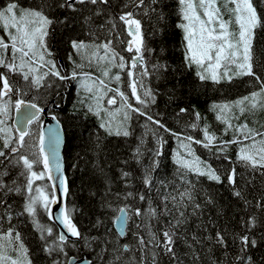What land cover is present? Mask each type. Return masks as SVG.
Segmentation results:
<instances>
[{"label":"trees","instance_id":"obj_1","mask_svg":"<svg viewBox=\"0 0 264 264\" xmlns=\"http://www.w3.org/2000/svg\"><path fill=\"white\" fill-rule=\"evenodd\" d=\"M7 2L8 0H0V6L6 5ZM42 2L43 0H19L25 7H34ZM53 2L54 0H47L48 4ZM252 2L257 15L264 21V0ZM217 3L223 9L225 0H217ZM126 4L129 7L125 8ZM152 8H155V12L151 11ZM97 10H100L99 15H95ZM133 10L136 12V18L141 20L145 44L151 49L144 52V63L133 69L141 76L139 95L147 100L149 98L144 97L143 93L150 90L155 98L154 102L149 101L146 108L136 104L127 91L131 81L128 71L131 70L133 53L124 50L126 44L114 42L116 50L125 57V70L111 67L110 76L107 78L102 75L103 69L108 67L106 61L98 64L93 59L92 63H89L91 48L81 54L70 46L71 40L83 41L87 45L99 44L112 39L117 33L121 39H130L118 17L123 11ZM46 11L53 20L69 17L72 21L57 22L52 29L54 38L49 41L52 53L50 58L57 62L62 74L71 76L75 70L81 75L76 79L64 81L55 77L46 78L42 87H25L26 95L23 99L34 101L40 106L52 104L51 101L54 100V105L59 106L54 113L64 131L62 152L69 188L66 207L82 233V238L78 241H66L63 253H53L50 256L44 251V247L58 236L56 227L48 220L44 210L38 208L36 219L53 229L51 237H47L45 232L43 235L47 239H41L42 233L33 224L32 218L23 211L25 193L7 192L3 189H0V199H3L5 204L0 205V232L14 226L21 234L32 264H53V259L67 264L70 256H84L90 260V264H141L140 258L144 256V264H152L153 254L156 255L157 264H239L236 260L238 255L251 258L246 264H264V208L257 206L258 203H264V171L253 170L237 160L240 147L249 141L243 140V134L236 132V128L244 124L250 129L264 132V108L251 109L246 103L241 105L246 108V111L241 113V106L235 104L251 92L259 91V83L248 76H237L231 81L223 79L219 83L211 79L199 80L195 75V67H187L184 61V33L177 27L183 22L179 0H157L155 4H152L151 0H145V6L141 9H134L131 0H110L108 6H77L75 13L58 7L48 8ZM86 17L91 19L86 21ZM110 20L117 25L111 34V24L108 23ZM0 34L7 39L2 29ZM252 51L254 70L258 76L264 78V27L255 30ZM100 55H103V50H100ZM59 61L63 67H60ZM75 64H81L83 67L75 68ZM155 64L166 65V69L156 71L153 69ZM145 71L148 72L146 76L143 75ZM83 73L104 79L112 88L118 87L134 106L147 111L171 132H165L144 117L132 114V119L127 122L131 133L128 137L109 135L99 126L102 118L107 120L104 109H110L105 107L106 96L101 100L100 116L88 112L87 107L93 104L94 99L93 93H86L80 86ZM116 74L121 77L119 82L113 79ZM90 77L98 83L94 76ZM17 80L18 77L14 78L13 82ZM19 83L24 85L22 80H19ZM109 93L115 96L114 92ZM117 102V108H120L119 97ZM223 105H228L223 113L220 107L214 108ZM181 108L186 111L181 112ZM197 112L200 114L199 120L195 116ZM119 113L123 116V110ZM217 115H222L232 127L225 131L227 125L218 120ZM193 124L196 125L195 128L192 127ZM205 128L209 133L215 134L216 141L209 148L191 143L194 155L189 156L180 147V141L190 143L185 139L188 136L203 141ZM172 133H177L179 138ZM158 137L163 140L162 146L157 143ZM259 139L260 137H257V140ZM231 140H240L243 144L231 143L227 145L225 152L217 151L221 141ZM137 147L142 153L140 163H137L134 157ZM157 147L162 155L157 158L159 167L153 173L155 184L148 190L142 183V175L144 166L151 163L153 151ZM177 154L190 161L199 157L202 166L210 165L220 175L221 181L217 183L209 180L207 176H198L195 172L180 168L174 161ZM42 169L41 164L34 166L36 171ZM232 169L236 170L235 186L230 185L227 180V175ZM5 170L8 175L2 179L9 187L13 186V180L17 184L24 182L23 177L19 175L20 168L10 166L5 169L0 165V172ZM124 171L131 173L127 180L122 178ZM35 186H48L50 190L46 177L44 180L35 181ZM186 188L193 192L195 202L199 203L201 208L196 214H193L191 206L182 208L186 212V223L176 229L177 235L173 245L178 257L176 261L166 255L162 248L153 247L149 241L153 233L157 239H161L162 231L166 230L169 221L177 215L171 199L167 206L172 210V215L165 213L163 196H176L179 200L178 193ZM234 191H240L242 198H237L233 194ZM128 192L133 195L127 196ZM141 194L145 196L144 201L139 199ZM245 201L250 203L246 204ZM125 206L128 218L125 235L121 237L114 228V220L119 209ZM150 208L156 210V216L148 215ZM136 209H140L144 214L136 216ZM251 219L255 221L254 226L246 228V223ZM218 231L226 236V249L214 242ZM242 232H249L257 240V247L248 249L246 254L240 252L238 241L233 242ZM141 238L147 243L143 250L139 243ZM125 245L127 251L124 250ZM10 254L15 255L12 251Z\"/></svg>","mask_w":264,"mask_h":264},{"label":"snow or ice","instance_id":"obj_2","mask_svg":"<svg viewBox=\"0 0 264 264\" xmlns=\"http://www.w3.org/2000/svg\"><path fill=\"white\" fill-rule=\"evenodd\" d=\"M155 4L157 0H151ZM91 4L93 6L100 4L108 6L110 0H54L52 4H48L47 0L34 7H25L19 3V0H8L6 5L0 6V29L3 30L7 39L0 36V165L5 169L11 167H18L21 169L19 175L23 177L24 182L17 184L15 180L12 181L13 186L9 187L2 177L7 176L8 172L5 170L0 172V189L7 192L25 193V202L23 211L32 218L33 224L42 233L41 239H47L53 234L52 227L45 226L36 219L38 208H42L48 215L50 220L59 219L63 229L66 230L67 235L62 232L50 244L46 243L44 251L50 256L53 253H63L64 245L70 237L77 239L82 238V233L77 225L73 223L69 210L66 207L60 208L59 217L56 216L52 209V205L60 203V197H67L69 195V188L67 181L63 174L53 177L52 164L55 162V170L61 171L59 163V147L61 143L60 128L58 118L53 115L52 119L57 121L55 128L49 127L47 133L41 130L40 117L45 111L44 108L39 107L36 103H25L23 97L26 95L25 87L39 88L44 86L46 78L55 77L58 80L64 81L69 79H76L81 73L73 70L71 76L62 74L58 65L54 60L50 59L52 53L49 49V41L53 37L52 29L57 22L71 23L69 17L63 19L57 18L53 20L50 18L46 9L58 7L65 11L75 13L77 6ZM131 5L134 9H141L145 6V0H131ZM180 14L182 23L177 27L183 30L185 41L184 61L187 67H195V75L201 81L211 79L213 82L219 83L223 79L231 81L237 76H248L254 78L259 83V91H253L249 96L237 100V106L247 105L251 109L264 108V78L258 76L254 70L253 58V40L255 38V30L264 27V21L257 15V10L253 5L252 0H225L224 8L230 13L231 19H224L222 9L218 5L217 0H179ZM129 7L128 4L124 5ZM147 9L145 14H147ZM151 11L155 12V8ZM100 10L95 12L99 15ZM162 19V17H160ZM91 17H86L85 20H90ZM119 21L125 26L128 40L121 39L119 34L113 36L112 39H107L99 44L87 45L83 41L71 40L70 46L77 53H83L88 49H92L89 63L92 60L99 64L100 62H107L108 67L103 69L102 75L104 77L110 76V68L118 67L121 71L125 70V57L114 47V42L118 41L120 44H126L125 51L133 53L131 56V68L137 67V62L141 65L144 63V52L151 51L148 49L142 32L141 20L136 18V12L123 11L119 17ZM111 24L110 34L116 29L117 25L113 21ZM235 25V28L231 25ZM100 50H103V55H100ZM72 60V57L69 56ZM75 63V62H73ZM83 65L75 64V68H82ZM153 69L159 71L166 69V65L155 64ZM84 80L81 86L89 93L95 94L93 99L94 104H89L88 112H92L100 116L102 111L100 101L104 98L107 92H114L115 96L107 99L108 105L117 104L116 97L120 98V108L116 112H109L108 115L112 119L103 120L100 123V128L104 129L109 135L128 137L131 133L128 127V121L132 119V114H138L144 117L152 124L158 125L159 128L165 132H171L164 124L155 119L147 111L142 110L141 107L134 106L129 97L120 89L109 88L104 79L97 82L93 81L89 85L86 81L91 79L90 74L83 73ZM143 75H148L145 71ZM128 76L131 79L129 87L131 88V95L135 99L136 104L147 107L149 101L154 102L155 98L150 90H145L143 99L138 94L137 82L134 78L133 71H128ZM18 77L24 82L20 85L19 80L15 83L13 79ZM113 79L117 82L121 77L116 74ZM107 91H104V90ZM220 107L221 113L228 107V105L214 106ZM15 109L22 113L20 118L15 121V128L9 125L8 117L10 112ZM123 110L122 120L113 127V120L116 113ZM181 112L186 109L181 108ZM246 111L245 107H240V112ZM196 119H200V114H195ZM218 120H222L228 128L232 125L228 120L224 119L222 115H217ZM35 126V127H32ZM196 127L195 124L192 125ZM236 132L243 134V140L249 141L248 144H243L240 140L221 141L217 148L218 152H225L227 145L231 143H241L237 154V160L242 162L246 167L253 170L264 171V132L255 131L248 128V125H240L236 128ZM177 136V133H172ZM257 137H260L257 140ZM190 143L180 141V147L183 148L189 156H193L191 143L202 144L203 147L209 148L216 141L214 133H209L207 128L204 129V140H196L191 136L185 138ZM143 143V141H141ZM158 145L162 146L163 140L157 138ZM142 155L139 147L134 152L136 162L140 163V156ZM162 155L160 148L157 147L153 151L151 163L144 166L142 175V183L146 189L151 190L155 184L153 173L159 167V160ZM225 159L227 157L225 156ZM175 163L189 172H195L198 176H207L211 181L219 183L221 181L220 175L210 166L203 165L199 157L193 160H188L177 154L174 157ZM42 164L41 171L34 170V166ZM47 175L48 180H52L50 190L48 186H35V181L44 180ZM122 178L126 179L131 176L128 171L122 172ZM183 179V177H182ZM228 183L235 186L236 170L232 169L227 175ZM187 183V181H185ZM162 183V182H161ZM237 198H242L240 191L233 193ZM132 192H128L127 196H132ZM179 200L176 196H163L164 211L168 215H172V210L168 208L169 199L173 202L177 215L169 221L166 230L161 233L162 238L157 239L155 233L152 234L149 243L153 247H160L164 253L170 256L173 260L178 261L175 249L173 247L176 238V229L186 223V212L182 210L185 206H191L193 214L201 208L199 203L195 202L193 192L186 188L184 191L178 193ZM141 201L145 200V196H139ZM245 203H250L245 201ZM5 201L0 199V205H4ZM258 207L264 208V203H258ZM121 215L117 217L116 222L122 226L127 221V206L119 209ZM144 213L140 209L135 210L136 216H141ZM148 215L156 216L155 209H149ZM10 219V217H9ZM254 219L246 223V228L254 226ZM47 233V237L43 233ZM195 239V237H193ZM238 241L240 245V252L247 253L248 249L257 247V240L251 236L249 232H242L238 234L234 243ZM217 245L227 248L228 241L222 232H217L215 241ZM141 249L147 247V243L143 238L139 241ZM11 249L15 255H9L8 250ZM127 251V245L124 246ZM119 259V257H117ZM251 259L246 255H238L236 260L239 264H246V261ZM141 264H144L145 257L140 258ZM0 264H32L28 257V249L22 241L20 232L15 230L14 226H10L6 231L0 232ZM53 264H61L60 261L53 259ZM152 264H157L156 255L152 256Z\"/></svg>","mask_w":264,"mask_h":264},{"label":"water","instance_id":"obj_3","mask_svg":"<svg viewBox=\"0 0 264 264\" xmlns=\"http://www.w3.org/2000/svg\"><path fill=\"white\" fill-rule=\"evenodd\" d=\"M25 103L28 104V103H34V102L25 100ZM39 107H41V106H39ZM42 108H44L45 111L41 114L42 120H41L40 125H41V130H43L45 133H47V130H48L49 127L55 128L57 126V121L52 119V116L55 115V114L54 113H49V106L48 105H46V106H44ZM51 109L52 110H58L59 106L52 105ZM21 114L22 113L17 112L15 109H13V117H12V121L11 122H12V126L14 128L16 126L15 125V121L20 118ZM44 119H46L45 122H44ZM59 128H60V137H61V143H60V147H59V163L61 165V171L57 172L55 170V162H53L51 175L53 177H56V176H59V175L63 174V176L65 177V179L67 181V185H68V180H67V176H66V172H65V164H64V159H63V152H62L63 151V144H64V131H63V127H62L60 121H59ZM42 168H43V165H42ZM46 179H47V175H46ZM48 182H49L50 188H51V185L53 184V181L52 180H48ZM66 202H67V197L66 198L65 197H60V203L57 204V205H52L51 206L57 217H59L60 208L61 207H66ZM120 215H121V213L119 211L117 217H119ZM126 215H127V213H126ZM47 217H48V215H47ZM117 217L114 220V228H115L116 232L121 237H123L125 235L127 221L122 226L120 223L116 222ZM49 221L51 223H53L54 226L56 227L58 235L61 234L62 232H64L67 235L66 230L63 229V226L60 224L59 219H53V220L49 219ZM68 240L78 241L79 239L69 236ZM67 264H90V260L85 258L84 256H80V257L70 256L69 259H68Z\"/></svg>","mask_w":264,"mask_h":264},{"label":"rangeland","instance_id":"obj_4","mask_svg":"<svg viewBox=\"0 0 264 264\" xmlns=\"http://www.w3.org/2000/svg\"><path fill=\"white\" fill-rule=\"evenodd\" d=\"M222 9V8H221ZM222 15H223V17H224V19H226V20H228V19H231V16H230V13L227 11V9H225L224 7H223V9H222ZM231 27H233V28H235V25L233 24V25H231ZM4 33V32H3ZM5 35V34H4ZM0 36H2L1 34H0ZM6 36V35H5ZM51 59V58H50ZM56 64H57V62L56 61H54ZM58 65V64H57ZM137 65H141L139 62H137ZM59 67V66H58ZM130 68H131V63H130ZM131 71H133V69L131 68ZM133 73H134V78H135V80H136V82H137V88H138V94H140V91H141V85H140V83H139V80H141V76H139L138 75V71H133ZM96 79H98V80H100V79H102V78H99V77H96V76H94ZM138 77H140V78H138ZM84 80V77L83 76H81V80H80V86H81V82ZM93 81H94V79L93 78H91V79H89V80H87L86 82L89 84V85H91L92 83H93ZM130 83H131V81H130ZM108 85V84H107ZM130 85V84H129ZM82 87V86H81ZM108 87H110V88H112V86H109L108 85ZM83 88V87H82ZM83 90L86 92V93H89V92H87L84 88H83ZM104 91H107V90H104ZM127 91H129L130 92V94H131V88L130 87H128V90ZM94 94H95V91L93 92V96H94ZM113 94V93H112ZM107 95H110V96H107ZM106 96V100L104 101L105 102V107H110V109L108 110V109H104L105 110V114H106V118H107V120H109V119H112L111 117H109V115H108V113L109 112H116V109H118L117 107V104H115V105H108L107 104V99L109 98V97H112L113 95H111V93H109V92H107V94L105 95ZM105 98V97H104ZM116 100H117V97H116ZM95 103V101L93 100V104ZM100 103H101V101H100ZM118 103V102H117ZM102 106H104V104L102 103ZM12 112V111H11ZM10 112V115H9V117H8V122H9V125L10 126H12V124H11V115H12V113ZM105 114H104V116H105ZM122 120V116L120 115V113H116V115H115V118H114V120H113V127L115 128V126L120 122ZM13 127V126H12ZM32 127H35V126H32ZM14 128V127H13ZM10 249L8 250V254L9 255H11L10 254Z\"/></svg>","mask_w":264,"mask_h":264},{"label":"bare ground","instance_id":"obj_5","mask_svg":"<svg viewBox=\"0 0 264 264\" xmlns=\"http://www.w3.org/2000/svg\"><path fill=\"white\" fill-rule=\"evenodd\" d=\"M46 121V119H44V122Z\"/></svg>","mask_w":264,"mask_h":264}]
</instances>
